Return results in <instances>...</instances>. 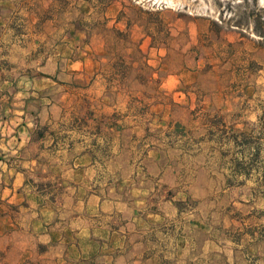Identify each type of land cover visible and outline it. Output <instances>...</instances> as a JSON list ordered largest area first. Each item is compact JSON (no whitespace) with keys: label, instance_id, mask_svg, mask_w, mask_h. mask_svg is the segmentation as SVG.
I'll use <instances>...</instances> for the list:
<instances>
[{"label":"rangeland","instance_id":"obj_1","mask_svg":"<svg viewBox=\"0 0 264 264\" xmlns=\"http://www.w3.org/2000/svg\"><path fill=\"white\" fill-rule=\"evenodd\" d=\"M9 1L0 19L13 28L15 62L0 61V77L36 75L59 45L71 40L86 52L96 36L103 44L91 56L101 77L51 91L71 110L65 121H136L132 159L154 148V162L143 165L160 179V199L175 198L177 233H132L130 259L141 241L146 264H264V0ZM5 155L1 162L20 160ZM221 170L237 174L224 180Z\"/></svg>","mask_w":264,"mask_h":264},{"label":"crops","instance_id":"obj_2","mask_svg":"<svg viewBox=\"0 0 264 264\" xmlns=\"http://www.w3.org/2000/svg\"><path fill=\"white\" fill-rule=\"evenodd\" d=\"M0 6L9 8L10 1L0 0ZM6 33L13 41L4 40ZM12 35L11 24L0 19V49L9 45L1 62H15L9 59L14 53L8 49L16 44ZM102 44L94 36L85 52L68 40L37 68L38 74L25 69L18 77H0V152L20 158L14 165L0 161V264H93L101 258L106 264H146L151 254L141 241L130 259L126 249L132 233H177L170 228L175 198L160 199L161 181L143 165L154 162V148L143 150L139 163L132 159L142 134L138 123L69 125L65 116L71 110L51 92L59 82L83 78L95 83L101 76L91 54ZM245 113L246 122L255 121L249 107ZM207 169L201 166L200 173ZM215 173L224 180L237 174ZM220 186L216 191L224 192ZM184 240L182 231L176 241ZM173 253L176 247L165 252Z\"/></svg>","mask_w":264,"mask_h":264}]
</instances>
